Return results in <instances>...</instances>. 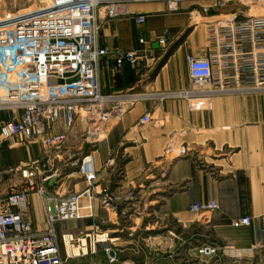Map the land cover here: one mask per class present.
Masks as SVG:
<instances>
[{
    "label": "crops",
    "instance_id": "crops-1",
    "mask_svg": "<svg viewBox=\"0 0 264 264\" xmlns=\"http://www.w3.org/2000/svg\"><path fill=\"white\" fill-rule=\"evenodd\" d=\"M215 1L183 2L177 12L161 1L131 4L128 15L115 19L102 13L98 48L131 51L142 48L139 41L144 40L150 51L139 70L125 65L114 73V59L102 58L101 93L189 89L186 58L211 51L208 25L246 15L222 14ZM139 16L145 17L143 25L136 23ZM162 36L168 37L166 49L157 43ZM122 106L125 113L107 125V139L93 152L99 182L115 195L132 193V201L116 213L93 204L91 211L83 210L84 219L57 223L64 264H109L104 252L109 245L119 250L115 264H264L259 225L231 227L234 219L264 215V95L216 97L208 111H191L183 100L130 99ZM144 115L150 117L147 124L140 122ZM54 133L65 131L59 126ZM87 148L79 123L59 155L76 157ZM0 179L4 192L18 180ZM64 183V192L85 189L82 181ZM211 201L218 204L217 211L191 212L195 203ZM88 204L82 199L83 207ZM24 218L35 229H46L37 194L30 195ZM207 245L217 247L215 257L198 254Z\"/></svg>",
    "mask_w": 264,
    "mask_h": 264
},
{
    "label": "built area",
    "instance_id": "built-area-1",
    "mask_svg": "<svg viewBox=\"0 0 264 264\" xmlns=\"http://www.w3.org/2000/svg\"><path fill=\"white\" fill-rule=\"evenodd\" d=\"M157 1L165 2L170 12H177L183 2L206 0H51L36 14L23 11L0 21V147L38 146L44 153L40 159L0 175L18 179L5 192L0 188V264H64L57 223L82 219L83 210L91 211L93 204L116 213L118 207L132 201V193L115 195L99 182L93 152L106 135L107 125L125 113L123 101L183 100L191 111H208L216 97L264 94V15L247 14L208 25L211 51L202 57L186 58L189 89L103 95L99 83L102 58L114 59V73L125 65L139 70L150 50L144 40L139 41L142 48L131 51L98 48L102 13L106 19H115L128 15L131 4ZM135 20L139 25L145 23L143 16ZM157 43L166 49L168 37H159ZM149 121V115H144L140 122ZM79 123L89 150L76 157H60L68 134ZM59 126L65 133H54ZM66 180L82 181L85 189L64 192L61 186ZM31 194L41 199L45 230L35 229L24 218ZM82 199L89 203L86 208ZM218 209L215 201L197 202L191 212ZM255 224L264 234V215L231 221L234 229ZM218 251L213 245L197 250L203 257H215ZM104 252L109 264L118 262L117 248L109 245Z\"/></svg>",
    "mask_w": 264,
    "mask_h": 264
},
{
    "label": "rangeland",
    "instance_id": "rangeland-1",
    "mask_svg": "<svg viewBox=\"0 0 264 264\" xmlns=\"http://www.w3.org/2000/svg\"><path fill=\"white\" fill-rule=\"evenodd\" d=\"M50 1L51 0H0V21L9 14L19 13L23 11L34 12L32 14H36L40 11H43L44 8H47L48 5L50 4ZM216 1H218L219 3L217 8H219L222 14L230 15V14H235V13L238 14L240 12H244L246 15L247 14H251L255 16L264 15V2H260L256 0H240V1L216 0ZM230 18L232 17L231 16L222 17V19L219 20L224 21ZM196 21L200 22L201 19L198 18L196 19ZM232 96H239V95H232ZM43 155L44 153L42 148L38 146L31 147L29 149H20L17 148L16 146H12L11 144H4L3 146L0 147V175L2 172H5L6 170L15 169L20 167L22 164H26L34 160L40 159ZM3 187L4 186H1L0 188L2 189ZM2 191L3 189L1 190V192ZM84 218L85 216H83L82 219ZM80 220H76L74 222Z\"/></svg>",
    "mask_w": 264,
    "mask_h": 264
},
{
    "label": "bare ground",
    "instance_id": "bare-ground-1",
    "mask_svg": "<svg viewBox=\"0 0 264 264\" xmlns=\"http://www.w3.org/2000/svg\"><path fill=\"white\" fill-rule=\"evenodd\" d=\"M102 137V136H101ZM107 139V135H103V139L102 140H100L98 143H100V142H102V141H104V140H106ZM98 145V144H97Z\"/></svg>",
    "mask_w": 264,
    "mask_h": 264
}]
</instances>
